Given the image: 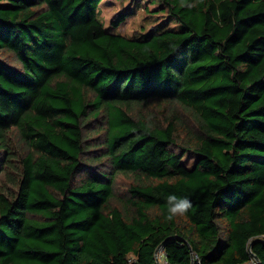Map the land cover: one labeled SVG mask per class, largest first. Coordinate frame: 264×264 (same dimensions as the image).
Wrapping results in <instances>:
<instances>
[{
	"label": "trees",
	"instance_id": "1",
	"mask_svg": "<svg viewBox=\"0 0 264 264\" xmlns=\"http://www.w3.org/2000/svg\"><path fill=\"white\" fill-rule=\"evenodd\" d=\"M102 2L0 0V264H264V0Z\"/></svg>",
	"mask_w": 264,
	"mask_h": 264
},
{
	"label": "rangeland",
	"instance_id": "2",
	"mask_svg": "<svg viewBox=\"0 0 264 264\" xmlns=\"http://www.w3.org/2000/svg\"><path fill=\"white\" fill-rule=\"evenodd\" d=\"M131 6L134 11L133 16L129 17L125 20L118 28H114V31L121 32L127 35H135L140 32H147L156 26L160 27H172L175 26L174 22H169L167 16L163 13H155L153 10L155 9L154 5H150V10L148 11L146 7L148 6L147 0H103L101 6L99 8V17L104 21L107 27H109V22L111 18L115 15V13L122 9L123 7ZM139 107H137V110ZM154 109H158V107H154ZM152 107L146 109L144 108V112H148L154 110ZM179 116L186 121V123L194 126V120L189 112L185 109H181ZM100 125L98 121H92L90 127H95ZM100 136H103L101 133ZM184 160L188 162L189 166H191L195 160L194 154H188L184 157ZM91 165L98 166L99 169L108 168V164H105L103 161L102 164L91 161ZM134 181V177L132 174H117L115 179V189L119 193H125L129 185ZM3 188L8 192H13L14 187L10 183H3ZM158 260L163 262L164 264H168L165 258V252L160 250L158 253Z\"/></svg>",
	"mask_w": 264,
	"mask_h": 264
},
{
	"label": "clouds",
	"instance_id": "3",
	"mask_svg": "<svg viewBox=\"0 0 264 264\" xmlns=\"http://www.w3.org/2000/svg\"><path fill=\"white\" fill-rule=\"evenodd\" d=\"M168 220H172L176 216L184 215L191 208V201L187 197H177L169 195L167 197Z\"/></svg>",
	"mask_w": 264,
	"mask_h": 264
},
{
	"label": "built area",
	"instance_id": "4",
	"mask_svg": "<svg viewBox=\"0 0 264 264\" xmlns=\"http://www.w3.org/2000/svg\"><path fill=\"white\" fill-rule=\"evenodd\" d=\"M248 264H259V261L257 258H255V256L253 257V259L251 260V262H249Z\"/></svg>",
	"mask_w": 264,
	"mask_h": 264
},
{
	"label": "water",
	"instance_id": "5",
	"mask_svg": "<svg viewBox=\"0 0 264 264\" xmlns=\"http://www.w3.org/2000/svg\"><path fill=\"white\" fill-rule=\"evenodd\" d=\"M164 245H165V242L158 248V253H159V251L164 247ZM255 256V258H258L256 255H254Z\"/></svg>",
	"mask_w": 264,
	"mask_h": 264
}]
</instances>
